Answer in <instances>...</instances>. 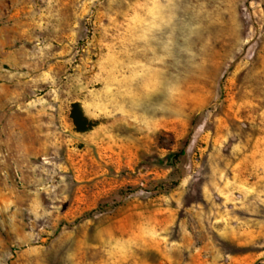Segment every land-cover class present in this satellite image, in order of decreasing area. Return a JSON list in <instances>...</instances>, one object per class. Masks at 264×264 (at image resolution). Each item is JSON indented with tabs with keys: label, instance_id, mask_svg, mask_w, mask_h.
Returning a JSON list of instances; mask_svg holds the SVG:
<instances>
[{
	"label": "rangeland",
	"instance_id": "374dc122",
	"mask_svg": "<svg viewBox=\"0 0 264 264\" xmlns=\"http://www.w3.org/2000/svg\"><path fill=\"white\" fill-rule=\"evenodd\" d=\"M0 264H264V0H0Z\"/></svg>",
	"mask_w": 264,
	"mask_h": 264
},
{
	"label": "trees",
	"instance_id": "16d2710c",
	"mask_svg": "<svg viewBox=\"0 0 264 264\" xmlns=\"http://www.w3.org/2000/svg\"><path fill=\"white\" fill-rule=\"evenodd\" d=\"M71 118L78 131H86L94 126V122L84 114L83 108L79 102H74L72 104Z\"/></svg>",
	"mask_w": 264,
	"mask_h": 264
}]
</instances>
